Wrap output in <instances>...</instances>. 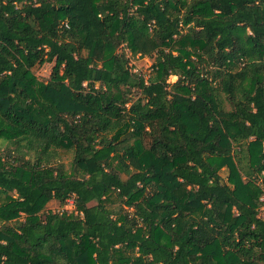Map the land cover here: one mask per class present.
Instances as JSON below:
<instances>
[{"label":"trees","instance_id":"16d2710c","mask_svg":"<svg viewBox=\"0 0 264 264\" xmlns=\"http://www.w3.org/2000/svg\"><path fill=\"white\" fill-rule=\"evenodd\" d=\"M0 144V264H264V0H0Z\"/></svg>","mask_w":264,"mask_h":264},{"label":"rangeland","instance_id":"374dc122","mask_svg":"<svg viewBox=\"0 0 264 264\" xmlns=\"http://www.w3.org/2000/svg\"><path fill=\"white\" fill-rule=\"evenodd\" d=\"M150 62L151 60L148 56H145L142 59L135 60L136 66L142 70H147ZM55 73L56 71L53 68V63H49V64H44L39 69V71L37 72V76L39 79L46 81L52 74H55ZM174 78L175 76H171L170 80H173ZM141 138L144 140V142H147L145 133L141 134ZM2 149H3V145L0 144V150ZM70 159H71L70 153L62 155L61 160L65 163V168L69 166L68 163ZM22 204H23L22 201H13V202H9L7 204L0 206V218L4 222L8 223L12 221L14 218L20 216L21 212L12 210L11 206H20ZM68 206L70 205L68 204ZM44 208H50L52 210L60 209L59 206L54 201L47 200L45 197H40L38 201L32 206L30 211L34 213H40ZM261 214L262 215L264 214L262 207H261Z\"/></svg>","mask_w":264,"mask_h":264},{"label":"built area","instance_id":"2783aa9c","mask_svg":"<svg viewBox=\"0 0 264 264\" xmlns=\"http://www.w3.org/2000/svg\"><path fill=\"white\" fill-rule=\"evenodd\" d=\"M131 63L134 64L135 63V60H131ZM133 70L134 71L136 70V67L135 66L133 67ZM260 201L262 203H264V195L260 198ZM68 204L70 206H68ZM73 206H74V200H73V197L71 196V197H69L67 199V204L61 209V211L62 210H68V211H70L73 208ZM261 207H262V209L264 208V206H261ZM263 216H264V214H263Z\"/></svg>","mask_w":264,"mask_h":264}]
</instances>
